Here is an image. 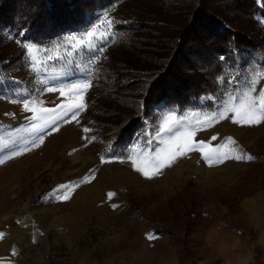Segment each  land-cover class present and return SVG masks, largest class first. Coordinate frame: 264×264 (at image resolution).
Here are the masks:
<instances>
[{
  "label": "rangeland",
  "instance_id": "374dc122",
  "mask_svg": "<svg viewBox=\"0 0 264 264\" xmlns=\"http://www.w3.org/2000/svg\"><path fill=\"white\" fill-rule=\"evenodd\" d=\"M121 7L116 2L98 7L87 15L84 25L39 44H49L66 33L88 27L106 10L120 22ZM254 17L264 35V20L256 13ZM19 32L0 28V75L7 77L0 88L5 90L16 86L13 81L30 89L37 87L24 55L20 63H10L11 52L23 49L16 42L25 40ZM115 33L114 41H108L104 52L98 54L100 61L113 54L118 58L114 53L116 29ZM233 51L232 58L222 61L214 76L218 91L223 87L217 83L218 76L234 69L250 72L264 66V47L246 53ZM97 68L100 70L99 64ZM96 85L87 93L88 108L79 124L63 125L60 131L47 136L40 148L0 165V232L4 233L0 238V262L264 264V124L240 126L226 120L198 132L196 137L207 141L216 135L217 140L212 141L216 145L230 136L245 152L255 153V161H227L209 167L199 153H192L162 176L147 180L124 159V150L144 128L145 119L155 123L167 108L156 104L151 116L143 117L125 145L106 156L107 149L84 139L85 135L96 136L91 110ZM260 87H264V80L257 89ZM41 98L48 107L60 102L58 93H45ZM203 106L210 107L211 102H202L200 97L188 109ZM5 113H14L15 118ZM27 115L30 113L22 112L20 104L0 99V125L4 126L0 135L23 125ZM83 127L93 131L85 134ZM101 155L108 162L101 163ZM93 172L95 178L81 184L71 199L53 198L60 184L79 181ZM109 192L114 194L111 198ZM149 234L156 238L149 240Z\"/></svg>",
  "mask_w": 264,
  "mask_h": 264
},
{
  "label": "trees",
  "instance_id": "16d2710c",
  "mask_svg": "<svg viewBox=\"0 0 264 264\" xmlns=\"http://www.w3.org/2000/svg\"><path fill=\"white\" fill-rule=\"evenodd\" d=\"M111 2L123 11L115 26L119 56L99 62L91 109L96 145L106 156L125 145L156 104L183 110L217 92L214 76L233 50L264 47L254 17L264 20L261 0H0V28L42 43L84 25L89 13ZM23 53L11 52L10 63H20Z\"/></svg>",
  "mask_w": 264,
  "mask_h": 264
},
{
  "label": "snow or ice",
  "instance_id": "6c2138e0",
  "mask_svg": "<svg viewBox=\"0 0 264 264\" xmlns=\"http://www.w3.org/2000/svg\"><path fill=\"white\" fill-rule=\"evenodd\" d=\"M261 2L264 3V0ZM117 23L119 22L106 10L88 27L66 33L46 45L17 39V44L25 50L24 61L37 87L30 89L21 86L19 81H13L15 87L7 90L0 88V99L20 104L22 112L30 113L25 116L23 125L0 135V152L4 153L0 155V165L40 148L45 138L60 131L63 125L72 122L79 124L81 114L88 108L87 93L95 80L99 79L97 66L101 57L98 54L104 52L108 41H114ZM18 35L25 37L26 33L20 31ZM220 59L224 60L225 57ZM77 72L80 75H76ZM6 79V76L0 75V82ZM261 80H264V66L250 72L234 69L227 75L218 76L217 83L223 87L218 92L201 97L202 102H211L210 107L203 106L182 112L174 108L165 109L155 118V123L150 124L145 119L144 128L124 150V159L147 180L162 176L166 169L192 153H199L209 167H217L227 161L255 159L230 136L216 145L212 144V141L217 140L216 135L207 141L196 137L198 132L206 131L226 120L240 126L264 124V87L257 89ZM45 93H58L60 102L54 107L46 106V101L41 98ZM140 107L143 108V104ZM5 115L15 118L14 113ZM3 127L0 125V128ZM82 131L88 134L93 129L83 127ZM84 139L91 144L97 137L85 135ZM153 143L155 148L152 147ZM111 147L110 145L109 148ZM100 160L101 163L108 162L104 155H101ZM94 178L93 172L79 181L60 184L59 192L53 198L67 201L81 184L90 183ZM113 195L108 193L109 198ZM112 207L116 208L117 205L113 204ZM3 236L4 233L0 232V238ZM147 238L152 240L156 237L149 234ZM15 254L13 249V255Z\"/></svg>",
  "mask_w": 264,
  "mask_h": 264
}]
</instances>
